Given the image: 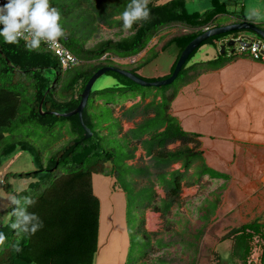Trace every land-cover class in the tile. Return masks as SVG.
Segmentation results:
<instances>
[{
    "label": "trees",
    "instance_id": "trees-1",
    "mask_svg": "<svg viewBox=\"0 0 264 264\" xmlns=\"http://www.w3.org/2000/svg\"><path fill=\"white\" fill-rule=\"evenodd\" d=\"M49 2L61 13L60 23L67 33L60 41L76 56L79 64L65 70L58 56L45 43L42 42L40 50L28 51L24 41L6 44L3 37H0V167L19 150L42 156L51 147L45 145L44 141L48 137L54 138V132H60L53 139L55 144L66 139L69 145L53 155L38 173L9 172L3 176L0 192L3 188L19 198L33 197L36 204L28 211L40 217L43 227L30 237L24 234L18 236L10 227V220L5 222L0 219V232L7 236L5 244L0 247V264H94L99 250L101 214L100 199L93 190L94 174L111 176L115 179V186L127 194L131 203L136 199L140 202V209L151 208L160 212L163 217H168L172 207L179 201L182 182L190 170L195 169L194 175L198 174V180L203 177L225 182L230 180V175L207 165L204 153L200 150L199 135L182 128L178 119L171 114V105L180 90L195 82L201 75L220 70L239 57L247 56L236 51L230 55L226 52L216 59L189 65L202 46L215 42L227 43L231 33L204 42L190 56L179 77L169 86L142 87L122 75L107 73L114 75L118 82L111 87L92 90L83 112L84 123L93 133L87 140H84L86 132L78 115L62 117L59 114L70 113L79 106L81 94L98 70L115 67L117 63L114 58L129 59L138 56L153 38L165 30L176 28L177 33L171 37L166 36L170 38L166 42L162 41L161 51L175 47L179 52L178 59L172 72L166 77L155 80L143 78L149 82L169 78L186 47L208 29L219 27L216 24L219 17H238L239 22L242 15L227 12L225 5L220 4L219 0H212L214 8L203 13H190L187 0H168L164 3L151 0L148 5L150 19L137 22L125 35L122 21L118 17L130 0ZM254 19L252 17L250 21H255ZM99 26L117 30L115 37L96 41ZM259 27L264 28V24H259ZM247 32L249 31L233 33L237 39H247ZM93 40L95 43L89 46ZM108 62L112 64L109 65ZM51 69L56 70L54 78L46 74ZM128 71L137 74L135 68ZM48 90L50 91L46 95ZM154 92L161 94V102L157 105L152 103L144 114L153 110L155 117L145 120L130 136L131 140H137L147 149L152 156L151 165L136 168L128 164L135 158L136 148L131 146L130 140H118L117 131L112 129L117 124L113 119L112 106L138 96L146 99ZM43 99V113L49 112L44 116L40 113ZM98 102L102 103L99 105ZM107 122L113 123L108 126L112 131L109 135H104L102 128ZM65 128L67 131H64ZM145 136L149 137L147 141L143 140ZM103 137L117 143L118 149L104 147L101 141ZM178 142L181 143L178 149H168L169 145ZM109 161L113 164L112 168L107 167L106 163ZM179 162L183 164L185 173L169 172L170 167ZM61 168L66 169V172L57 175L56 172ZM41 171L45 174L39 176ZM37 176L41 179L19 192L10 183L12 178H38ZM133 177H148L164 187L167 197L160 203L162 206L156 201L157 194L152 186L148 185L137 191ZM225 188L226 186L219 188L214 199H207V206L199 209V213H202V225L197 229H192L186 221L183 222L181 232L174 231L168 238H158L153 243L156 234L148 233L142 225L143 232L140 233L147 248L137 258L131 257L126 264H149L148 259L154 255L155 248L159 255L153 256L151 264H198L202 240L222 203ZM12 207L10 205V212ZM14 219L13 217L12 220ZM142 223L144 224L143 218ZM174 223L176 222L170 221V225ZM259 239L263 242L261 264H264V224L259 219L232 228L220 242H232L231 257L234 263L256 264L251 258L253 243L255 240L259 243ZM177 246L180 250L172 252ZM17 248L21 250L17 251ZM215 260V264H223L217 252Z\"/></svg>",
    "mask_w": 264,
    "mask_h": 264
},
{
    "label": "rangeland",
    "instance_id": "rangeland-1",
    "mask_svg": "<svg viewBox=\"0 0 264 264\" xmlns=\"http://www.w3.org/2000/svg\"><path fill=\"white\" fill-rule=\"evenodd\" d=\"M159 1L164 3L168 0ZM219 2L220 4L225 5L227 12L238 16H246L249 21L254 17L255 21L251 22H255L258 25L264 24V0H219ZM187 7L190 13H203L208 9H213L214 4L212 0H187ZM238 19V17L224 15L217 19L216 24L226 26L237 23ZM115 31L117 30H110L104 26H99V35L96 41L106 38H114ZM124 33L125 35L128 34V32ZM247 33H249V38L262 39V37L256 36L254 33L252 34V32ZM93 43H95L94 40L90 42V45ZM236 47L238 48L239 45L237 44ZM209 49H214V46L211 44H205L202 46L192 57L189 65L198 61L206 60L207 56L205 53ZM227 52H229V49ZM174 61L175 54L172 49H169L164 53H157V55L156 53H152L145 60L136 64H131L130 61H126L124 64L117 62L115 67L128 71L135 66L141 69L139 74L143 76L142 78H157L165 74H170ZM108 64L111 65L112 63L108 62ZM46 74L47 76L54 78L56 70H47ZM115 83H117V79L114 75L105 74L98 79L93 90L111 87ZM96 107H98V104ZM64 131H67L66 128ZM59 133L60 132H57L56 134L54 132L52 136L55 138ZM54 138L48 137V139L44 141L45 145L48 144L51 147H49L48 150H45L40 157L37 153H30V151L23 152L19 150L3 162L0 167V186L2 187L3 185L2 178L5 174L9 172L26 174L30 172L36 173L42 170L41 166L47 165L48 160L53 155L69 145V141L66 139L55 144L53 141ZM101 141L102 145L106 148L111 146L114 149H118L117 143H114V141H111L108 137H103ZM212 143L211 140H206L207 145L211 146ZM217 143L222 146V143ZM234 146V144L229 142L223 144V149L227 151V153L224 151V154L229 155L232 153ZM217 159L218 157L214 154H209V160H211V163L215 165L221 163L220 169L224 170V173L230 175V180L225 182L223 180H211L209 177H203L198 180V174L194 175L195 169L191 170L193 173V180L188 186L199 185L200 189L198 193L196 194L195 190L190 189V187L185 189L186 194L188 193L186 199H181L179 204L173 206L168 217H161L163 222L158 225L157 229L149 226L148 230H150V234H156L153 240V243H155L156 239L163 237L168 238L174 231L181 232L184 225L183 222L187 221L192 229L199 228L202 225L200 222L202 213H199V209L203 206V208H205V206H207V204H205L207 199H214V194L219 192V188L226 186L225 191L222 192V203L218 209L225 208H222L224 199L229 201V206H226V210L221 215L219 221H217V219H212V223L208 226L201 243L198 264H215L216 252L221 256L223 264H237L233 262L234 260H232L231 257L232 242L230 240L220 242V240L232 228L238 227L244 223L253 222V219H255L254 217H257V220L261 219L260 223L264 224V219H262L264 213L260 215V213L264 211V148L245 150V148L242 147L238 152V157L234 160L229 158L228 161L230 163L227 164L222 162L221 159H218V161ZM65 172L66 169L61 168L56 174L59 175ZM39 173V176L45 174L43 171ZM39 176H37L38 178H12L10 179V183L12 184L13 189L16 192H19L28 189L31 183L40 180L41 178ZM93 184L95 193L102 201L100 246L94 264H126L131 257L137 258L139 254L143 253L147 248V244L144 243L145 239L140 233L141 231L143 232V210L138 207L140 202L133 199L131 203L125 192L121 190H113V180L106 174H95ZM161 193L167 197V193L162 191ZM10 196H12L10 193H7L3 188L1 189L0 219L5 222L9 220L8 213H10ZM181 197L182 196L180 195V198ZM186 200L191 201V204L187 205L185 203ZM160 206H162V204H160ZM175 212H177L178 215H175ZM184 218H187L188 220ZM170 221H175V225H170ZM262 245L263 242L261 239H259V243H257L256 240L253 243L254 250L251 260L256 264H261V257L263 255ZM175 250L179 251V246L173 248L172 252ZM154 251V255L150 256V260L148 259L149 264H151L153 256L156 257L159 255L156 248ZM184 258H186V256H184Z\"/></svg>",
    "mask_w": 264,
    "mask_h": 264
},
{
    "label": "crops",
    "instance_id": "crops-1",
    "mask_svg": "<svg viewBox=\"0 0 264 264\" xmlns=\"http://www.w3.org/2000/svg\"><path fill=\"white\" fill-rule=\"evenodd\" d=\"M176 33V28L167 29L158 37L153 38L147 48L138 56L129 59L114 58V61H116V63L120 62L121 64H124L126 61H130L131 64H136L145 60L152 53H164L166 51H161L163 42H166ZM168 35L170 36L169 38L166 37ZM88 45L90 46V43ZM211 45L214 46V49L206 51L205 55L207 56V59L204 61L216 59L221 55V44L211 43ZM169 49H172L175 54V61L171 68L172 72L174 64L178 59L179 52L175 47H171ZM226 50H228V48ZM231 50L232 49H229V55L232 53ZM134 68L137 70V74L140 75L139 71L141 69L133 66L130 70ZM166 76L167 74L157 78L146 79H162ZM161 99V94L158 95L154 92L146 99L142 96H138L135 99H129L119 103V105L112 106L113 119L117 123L115 124L116 128H112L117 131L116 138L122 141L130 140L132 143L131 146L136 148L135 158L128 162L130 166L143 168L151 165L150 161L152 156L148 154L147 149L144 148L137 140H131L130 136H132V133L137 131L138 126H140L145 120L155 117L153 110H151L149 114H144V112L147 107L151 106L152 103L155 102L156 105L159 104ZM101 103L102 102H98L99 105ZM171 114L178 119L185 131L199 135L198 140L201 144L200 150L204 153L207 165L212 169L224 173L225 171L220 169L221 163L219 165L218 163L216 165L211 163V160H209V154H214L218 157V159H221L222 162L227 164L230 163L228 161L229 158L234 160L238 157V152L242 149V147L245 148V150L264 148V63L255 61L247 55L239 57L220 70L201 75L195 82L184 86L180 90L177 97L172 102ZM109 123L113 125L112 122ZM109 123L107 122L104 125V128H102L104 135H109L112 131V129H108ZM207 138L213 142L211 146L206 144V140H208ZM148 139V136L143 138L145 141ZM217 142L222 143V146H220ZM228 142L235 145L232 153L229 155L224 154L225 150L223 149V144H227ZM180 146L181 143L178 142L169 145L168 149L176 150ZM190 147H193V144H190ZM225 152L227 153V151ZM174 171L185 173L183 164L181 162L173 164L170 167L169 172ZM94 175L92 177V183ZM108 177L113 180V190L120 191L121 189L115 186V179L111 176ZM132 180L136 181L137 191L147 187L148 185L152 186V188L156 191V201L159 204L166 200V196L161 193V191L167 193L166 189L155 183L154 180L151 181L148 177H133ZM192 180L193 173L190 170L185 180L182 182L180 194L182 197L179 199L177 204L181 202V199H186V195L188 193L186 194L185 189L190 187V189L195 190L196 194L198 193L200 189L199 185L196 184L195 186H188ZM96 196L98 195L96 194ZM98 198L100 199L99 196ZM228 202L229 201L227 199H224L222 208L229 206ZM100 203L102 210L101 199ZM185 203L189 205L191 204V201L186 200ZM225 208L218 209L213 219H217V221H219L221 215L226 210ZM263 213L264 211H262L260 215ZM175 215H178V213L175 212ZM161 217L162 214L160 212H155L151 208L143 210L142 218L144 219L143 225L145 230L149 233V226L157 229L158 225L163 222ZM254 218L255 219L253 220H257V217ZM184 219L188 220L187 218ZM262 219H264V216ZM259 221L261 222V219ZM100 236L101 225L99 240Z\"/></svg>",
    "mask_w": 264,
    "mask_h": 264
},
{
    "label": "clouds",
    "instance_id": "clouds-1",
    "mask_svg": "<svg viewBox=\"0 0 264 264\" xmlns=\"http://www.w3.org/2000/svg\"><path fill=\"white\" fill-rule=\"evenodd\" d=\"M150 2L151 0H130L118 17L125 32L131 30L137 22L150 19ZM60 21L61 13L50 5L49 0H6L0 5V37H3L6 44H18L23 39L28 51L40 50L42 42L50 49L64 51L60 40L67 33ZM9 204L13 207L8 213V219L16 235L30 237L43 227L40 217L28 211L36 204L33 197L19 198L12 195L9 197ZM6 240L7 236L0 232V247Z\"/></svg>",
    "mask_w": 264,
    "mask_h": 264
},
{
    "label": "water",
    "instance_id": "water-1",
    "mask_svg": "<svg viewBox=\"0 0 264 264\" xmlns=\"http://www.w3.org/2000/svg\"><path fill=\"white\" fill-rule=\"evenodd\" d=\"M239 31H249V32L254 33L256 36H260V37H262V39H264V28L259 27V25L256 24L255 22L249 21L246 16H242L240 21L237 23L226 25V26L214 27L212 29L207 30L205 33H203L202 35H200L199 37L194 39L186 47V49L183 51V53L181 54V57L178 61V64L175 68V71L167 79L149 82V81L143 79L142 77L138 76L135 73H132V72H129L126 70H122V69L117 68V67H103L100 70H98L88 81L83 93L81 94V102H80L79 106L74 111H72L70 113L59 114V115H61L62 117H72V116L78 115L80 123L82 124V127L86 132L84 140H87V139L92 137L93 133L84 123L83 112L89 103L90 95H91V92L93 90L95 83L102 76H104L107 73L112 72V73H117L119 75H122L123 77H126L127 79L131 80L133 83H135L139 86H142V87L160 88V87H164V86H169V85L173 84L175 82V80L179 77V74H180L183 66L187 63L190 56L204 42L208 41L211 38H215L217 36H220V35L229 34V33H233V32H239ZM246 38L248 41L251 40V38H249V37H246ZM237 44H242V45H246V46L251 45L250 42L243 41V40L242 41L230 40L229 42L223 43L221 45V47H220L221 55L225 54L227 52V50H226L227 48L232 49L231 52L234 53L236 51V45ZM49 91L50 90L47 91L46 95H48ZM46 95H45V97H46ZM45 97H44V99H45ZM44 99L41 101V104H40V113L43 116L49 113V112L43 113ZM112 166H113L112 162L107 163L108 168H112ZM36 173H38V172H36Z\"/></svg>",
    "mask_w": 264,
    "mask_h": 264
},
{
    "label": "built area",
    "instance_id": "built-area-1",
    "mask_svg": "<svg viewBox=\"0 0 264 264\" xmlns=\"http://www.w3.org/2000/svg\"><path fill=\"white\" fill-rule=\"evenodd\" d=\"M5 2H6V0H0V5L4 4ZM21 40L24 41L23 39H21ZM242 40L250 42L251 45L246 46V45L238 44L239 47L238 48L236 47V52L238 54H247L251 59L264 63V40H262V39H251L248 41L247 39H245V37H239L237 39V41H242ZM60 44L62 45V48L64 51H58V50L50 49L47 44H46V46L48 49H50L52 52H54L58 56L62 66L65 70L70 69V68L78 65L79 60L76 58V56L73 55V53L70 52L63 45V43L61 41H60ZM219 44H223V43H219Z\"/></svg>",
    "mask_w": 264,
    "mask_h": 264
},
{
    "label": "flooded vegetation",
    "instance_id": "flooded-vegetation-1",
    "mask_svg": "<svg viewBox=\"0 0 264 264\" xmlns=\"http://www.w3.org/2000/svg\"><path fill=\"white\" fill-rule=\"evenodd\" d=\"M236 33V32H235ZM230 37H229V39L230 40H235V41H237V38H235L234 36V33H231L230 35H229ZM246 37H248V35H246Z\"/></svg>",
    "mask_w": 264,
    "mask_h": 264
},
{
    "label": "bare ground",
    "instance_id": "bare-ground-1",
    "mask_svg": "<svg viewBox=\"0 0 264 264\" xmlns=\"http://www.w3.org/2000/svg\"><path fill=\"white\" fill-rule=\"evenodd\" d=\"M154 220V219H153Z\"/></svg>",
    "mask_w": 264,
    "mask_h": 264
}]
</instances>
